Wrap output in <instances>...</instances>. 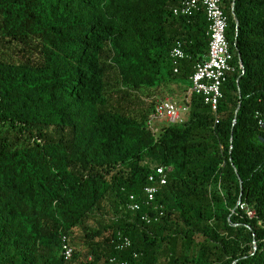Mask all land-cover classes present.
Here are the masks:
<instances>
[{"label":"trees","instance_id":"16d2710c","mask_svg":"<svg viewBox=\"0 0 264 264\" xmlns=\"http://www.w3.org/2000/svg\"><path fill=\"white\" fill-rule=\"evenodd\" d=\"M184 1L0 0V264H264V0H223L217 111L189 94L210 37ZM167 97L188 110L151 126Z\"/></svg>","mask_w":264,"mask_h":264},{"label":"built area","instance_id":"2783aa9c","mask_svg":"<svg viewBox=\"0 0 264 264\" xmlns=\"http://www.w3.org/2000/svg\"><path fill=\"white\" fill-rule=\"evenodd\" d=\"M198 11L205 13L209 24L208 35L210 41L207 55L196 64L195 72L191 76L189 94L201 95L205 104L210 105L214 111H217L220 99L223 96L222 87L228 80L229 75L236 70L234 53L227 38L229 18L223 7V0H186L180 7L175 9L174 14L191 17ZM185 57L186 54L180 44L172 50L171 58L176 72H178L180 62ZM187 110L188 106L179 105L170 97L158 99L155 102L154 112L150 117L149 124L153 126L154 123L159 121L176 123L183 119ZM170 171V167L159 166L149 175L148 184L144 188L146 195L144 203L146 205H151L155 201L161 188L167 184ZM130 201L129 206L132 210L141 209L142 205L135 195H131ZM253 214L249 211L250 216H253ZM142 219L150 222L148 215L142 216ZM129 245V240L125 239L124 246ZM63 256L66 261L72 257V249L66 243L63 246ZM135 256L138 255L135 254Z\"/></svg>","mask_w":264,"mask_h":264}]
</instances>
